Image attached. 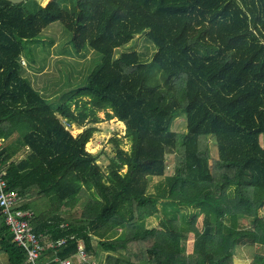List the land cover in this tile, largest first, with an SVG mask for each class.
I'll list each match as a JSON object with an SVG mask.
<instances>
[{"label": "trees", "instance_id": "trees-1", "mask_svg": "<svg viewBox=\"0 0 264 264\" xmlns=\"http://www.w3.org/2000/svg\"><path fill=\"white\" fill-rule=\"evenodd\" d=\"M73 1L70 11L68 0H0V162L42 245L67 240L41 263L234 264L243 247L263 251L253 228H264V0ZM56 21L76 52L102 55L77 97L90 98L94 118L111 110L131 144L124 151L112 139L105 169L85 149L95 126L69 132L90 115L51 106L24 77L23 41ZM141 34L154 49L149 59L136 50L115 56ZM179 112L184 136L171 129ZM151 178L162 181L148 197ZM160 203L171 212L160 214ZM0 236V253H16L9 264H23L1 214Z\"/></svg>", "mask_w": 264, "mask_h": 264}, {"label": "rangeland", "instance_id": "rangeland-1", "mask_svg": "<svg viewBox=\"0 0 264 264\" xmlns=\"http://www.w3.org/2000/svg\"><path fill=\"white\" fill-rule=\"evenodd\" d=\"M34 1L41 7L52 0ZM74 4L73 0H68V3L63 6L71 11L74 9ZM70 38V32L65 29L62 23L56 21L44 29L38 38L23 41L22 65L24 66V77L37 92L42 94V97L51 106L67 105L73 111H84L87 115H90L89 119L84 121L82 127L72 125L69 127V132L75 137L85 128L95 126L98 132L85 145V149L92 153H99V162L105 169L109 158L114 157L116 154L114 150L115 144L111 141L112 139H115L118 147L124 151H129L131 144L125 137V125L116 118H108L107 112L112 114L111 110L98 111L96 118H94L90 111V98L77 97V91L86 86L87 79L101 65L102 55L92 50L86 55L85 53L76 52ZM131 50L143 52L145 57L149 59L154 49L151 43L146 40L145 35L141 34L136 35L124 47L117 49L115 56ZM92 120L96 122L94 125L89 124ZM171 129L179 136L187 134V115L185 112H179L176 115ZM258 139L260 146L264 148V132L259 134ZM210 152L213 159L218 158V147L215 138L210 139ZM174 164L173 156H167L168 168L166 177L173 176ZM126 170L127 168L124 165L122 171L126 172ZM161 181V179L156 178L150 179L148 197L155 195V186ZM171 210L172 206L170 205L164 206L160 203L158 206V212L162 215L164 213L169 214ZM244 222L248 223L247 221ZM201 223V218H198L194 224L201 226ZM217 230L222 231L223 227L219 225ZM257 230L264 233V228L262 227L257 228ZM155 241L157 245H160V234H155ZM257 248H259V244H256L254 249L247 247L240 249L234 258V264H264L261 256L256 255L258 253L264 254V250H257ZM105 256L106 254H102V257ZM85 259L89 258H86L85 255Z\"/></svg>", "mask_w": 264, "mask_h": 264}, {"label": "built area", "instance_id": "built-area-1", "mask_svg": "<svg viewBox=\"0 0 264 264\" xmlns=\"http://www.w3.org/2000/svg\"><path fill=\"white\" fill-rule=\"evenodd\" d=\"M3 146V139L0 138V149ZM20 198L18 193L11 190L7 181V173L0 162V214L3 215L6 226L12 235L13 243L19 248L25 260L23 264H42L41 257L48 248L58 249L67 243L62 239L55 244L42 245L40 236L34 233L29 226L32 213L22 211L19 207ZM79 255L85 258L84 248L79 247ZM61 264H73L72 260L66 259ZM92 264H96L93 262Z\"/></svg>", "mask_w": 264, "mask_h": 264}, {"label": "crops", "instance_id": "crops-1", "mask_svg": "<svg viewBox=\"0 0 264 264\" xmlns=\"http://www.w3.org/2000/svg\"><path fill=\"white\" fill-rule=\"evenodd\" d=\"M6 142L4 141V144ZM25 155V151L21 150L20 152H18L16 154V156L14 157V159H16L17 161H19L20 159H22ZM220 220V219H219ZM248 223L245 224H249V221L247 220ZM218 225V224H217ZM257 228L259 229V226L254 227V231L260 235V236H264V233H262L261 231H258ZM0 242H1V236H0ZM16 253H12L8 256H6L3 252L0 253V264H9V262L13 261L14 257H15ZM75 263H77L79 261L78 258L74 259ZM73 262V261H72Z\"/></svg>", "mask_w": 264, "mask_h": 264}, {"label": "water", "instance_id": "water-1", "mask_svg": "<svg viewBox=\"0 0 264 264\" xmlns=\"http://www.w3.org/2000/svg\"><path fill=\"white\" fill-rule=\"evenodd\" d=\"M12 4H15V5H18V4H21L23 2H25L26 0H6Z\"/></svg>", "mask_w": 264, "mask_h": 264}]
</instances>
